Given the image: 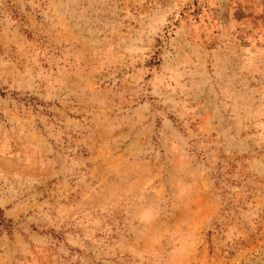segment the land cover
<instances>
[{"label":"rangeland","instance_id":"rangeland-1","mask_svg":"<svg viewBox=\"0 0 264 264\" xmlns=\"http://www.w3.org/2000/svg\"><path fill=\"white\" fill-rule=\"evenodd\" d=\"M0 264H264V0H0Z\"/></svg>","mask_w":264,"mask_h":264}]
</instances>
